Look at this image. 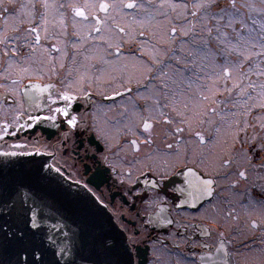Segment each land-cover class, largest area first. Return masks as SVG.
I'll use <instances>...</instances> for the list:
<instances>
[{"label": "snow or ice", "instance_id": "6c2138e0", "mask_svg": "<svg viewBox=\"0 0 264 264\" xmlns=\"http://www.w3.org/2000/svg\"><path fill=\"white\" fill-rule=\"evenodd\" d=\"M0 22V76L4 81L12 75L56 76L67 92L61 93L66 106L54 111L72 135L83 137L93 126L70 113L71 93L86 92L101 78L115 80L131 63L145 82L117 94L130 102L125 133L145 137L134 162L148 164L161 176L153 188L163 191L166 172L183 161L186 176L173 191L186 195L192 207L197 199L207 197L211 204L223 198L233 205L229 217L237 203L264 213V200L256 201L249 192L257 187L264 192V185L250 179L258 172L257 156L264 169V143L223 158L238 140L239 129L227 131L236 118L264 113V0H0ZM42 103L29 97L30 107ZM143 114L153 124L141 130L137 119ZM193 127L201 129L194 137L199 147L186 135ZM19 147L0 151V264H159L158 255L150 262L142 248L151 237L146 239L135 223L139 213L109 211L89 187L106 183L108 169L121 184L124 176L131 179V171H117L107 155L93 152L81 139L77 154L83 151V159L96 166L91 179L81 182L68 179L71 173L58 165L18 159L39 155L15 150ZM189 161L200 166V175ZM241 192L249 196L248 205L236 199ZM175 248L188 264L192 244ZM216 253L230 260L225 243ZM240 255L238 264H264V247L259 259ZM200 259L223 264L210 255Z\"/></svg>", "mask_w": 264, "mask_h": 264}, {"label": "flooded vegetation", "instance_id": "af4514ba", "mask_svg": "<svg viewBox=\"0 0 264 264\" xmlns=\"http://www.w3.org/2000/svg\"><path fill=\"white\" fill-rule=\"evenodd\" d=\"M0 26H2V22H0ZM135 70H138L136 66ZM136 72L143 75L141 71ZM116 75L115 80L101 78L100 82L87 87L86 92L71 93L75 99L70 102V113L75 115L78 120L83 117L82 123L87 122L93 126L83 137L72 135V130L69 129L66 122H63L65 118L54 111L57 107L66 106V102L61 99V93L67 92L66 86L58 83L56 76L22 78L19 75H12L8 81H4L0 76V117L8 106H14L17 109L12 123L0 125V137H3L0 139V151L13 150V145H19L20 147L15 150L39 153L36 155L38 160L43 157L41 161H47L50 165H58L67 169V172L71 173L68 179L86 182L94 175L96 166L92 160L85 161L83 159V151H79L77 154L78 150L75 145L79 144L82 139L85 146L90 147L93 152L107 155L110 162L117 165V171L122 173L131 171V179L124 176L125 183L121 184L115 178V172L108 169L106 174L111 178L106 183L98 188L94 184H89V187L104 204L108 205L109 211H122L125 214L130 213L132 216L139 213V218L135 223L148 234L146 239L151 237L147 240L146 246L142 245L150 262L154 258V253L161 256L159 254L161 249L163 252L167 251V255L172 256L176 253L184 256V253L177 251L176 244H179L182 249H186L189 243L192 244L194 251L187 253L188 264H191L193 260L195 264H203L200 259L203 255L213 256L218 261L219 255H217L216 249L220 247L221 243L227 245V250L230 253V260L225 259L227 264H238V261L242 259L240 253L260 252L261 247H264L261 244V237L264 236V215L261 214L262 212H251V209L254 210L257 207L245 209L237 203L233 216L229 217L227 213L233 205H229L223 198L211 204L207 203V197L203 198V201L197 199V206L192 207L187 203V200L181 199L179 193H174L173 188L183 182L175 180L178 176L176 173L181 174L185 171L183 161L178 162L174 168L166 172L168 178L161 184L163 191L153 188L154 182L160 180L161 176L154 168L150 170L148 164L141 165L134 162L137 149L142 148V141L145 137L140 132L125 133L127 119L124 113L130 107V102L126 95L117 94L118 92L124 93L125 89L129 87L135 89L145 81L143 78L129 76L126 73ZM97 76L99 77V73ZM12 80H17L18 83L13 85ZM39 88H44L47 91L40 93ZM30 96L42 99L41 106L30 107ZM132 100H137L134 94ZM139 102L143 103L144 101L139 100ZM49 116L55 117V119H45ZM30 117H35V119H30ZM43 122H50L51 127L43 128L41 126ZM137 123L143 130L144 124L152 125L153 120L148 114H143L138 117ZM20 125H23V128ZM6 131L11 134L5 135ZM198 131L201 129L194 127V130L186 132V135L192 138V143L197 147L199 145L194 137ZM49 135L50 138H48ZM41 136L51 139L52 146L38 148L21 141L24 138L33 139ZM204 150L207 151V149ZM188 163L192 171L200 175V166L195 161ZM160 172H164V169L161 168ZM215 174V172L211 173V175ZM254 182L258 186L264 185L262 178L254 179ZM251 191L253 197L263 200L264 192H261L259 187L250 188L249 192ZM137 192L141 196L138 197L135 194ZM157 193H159L158 198ZM236 199L243 201L244 205H248L247 194L241 192ZM218 204L220 205L219 210L217 209ZM215 215H220L221 220H218ZM168 220H172L173 223H167ZM213 238L216 239L217 247H214L215 244H211V241L215 240ZM246 245H251L254 251L250 253Z\"/></svg>", "mask_w": 264, "mask_h": 264}, {"label": "rangeland", "instance_id": "374dc122", "mask_svg": "<svg viewBox=\"0 0 264 264\" xmlns=\"http://www.w3.org/2000/svg\"><path fill=\"white\" fill-rule=\"evenodd\" d=\"M136 71L140 72V70H135V65L133 66V64L129 63L128 67L123 71V73H126L129 76L132 75L136 78H138V77L143 78V75L141 76L140 73L137 74ZM16 112H17V109L14 106L6 107L1 114L0 125H2V123H12L14 120V117L16 115ZM262 118H264V113H259V112L253 113L252 116H250V117L249 116H240V117L236 118V122L233 125V128H229V129H227V131L229 133H234L236 129H239L238 140L236 141L235 147L232 149V151L224 154V157H223L224 159L229 158L230 156H235L236 153L241 152V151L248 152L250 150L249 149L250 145H255L256 147H258L260 144L264 143V123H262ZM1 130H3V129H1ZM191 130H194V127ZM223 132H224V130L222 129V133ZM3 133H4V131H3ZM226 138H229V137H226ZM21 141H25L26 143H28L30 145L31 144L35 145L38 148L39 147L40 148H47V147L52 146L51 139L49 140L43 136L33 138V139H25L24 138V139H21ZM245 141H247V143H245ZM260 158H261L260 156H257L254 160V163L257 164L258 172L250 174V179L252 181H254V179H261V177H264V169H259V167H258ZM240 163L242 165L241 171L245 170L247 165L244 162L243 158L240 159ZM262 180L264 181V179H262ZM250 193L252 196V191ZM255 200L261 201L257 198H255ZM263 200H264V196H263ZM249 209H250V207H249ZM251 212L261 213L258 206L254 210L251 209ZM261 214L264 215L263 213H261ZM215 216L217 217L218 220H221L220 215H215ZM223 221H226V220L223 219ZM147 235L148 234L145 233V237ZM213 239H215V238H213ZM208 241H210V240H208ZM211 244H213V245L215 244L214 247H217L216 246V239L211 241ZM159 254L161 255L159 264H169V261H175V260H180L181 264H185L184 256L177 255L176 253H174L172 256L170 254L167 255V251L163 252V249H161ZM244 254L246 256H248L249 258L259 259L260 252L258 251L256 253H252V254H248L247 252H245ZM242 259H243V257H242ZM151 261H153V259Z\"/></svg>", "mask_w": 264, "mask_h": 264}, {"label": "water", "instance_id": "95a60500", "mask_svg": "<svg viewBox=\"0 0 264 264\" xmlns=\"http://www.w3.org/2000/svg\"><path fill=\"white\" fill-rule=\"evenodd\" d=\"M41 126H42L43 128H48V129H49V128L51 127V124H50V122H43V123L41 124ZM48 138H50V135H49ZM42 158H43V157H40V160H38V157H37V156H23V157H19L18 159H20V160H25V161H28V160L41 161ZM48 164H49V163H48ZM49 165H50V164H49ZM196 175H197V174H196ZM185 176H186V172L184 171V172H182L181 174H179V175L176 177V179H175L176 182H179L178 180H180V182L184 181V180H182V179H184ZM174 183H175V182H174ZM177 185H179V184H177ZM181 199H183L184 201H186V200H187L186 195H181ZM203 256H205V255H203ZM218 257H219L218 261H223V264H227L226 261H225V257H224L223 255H219ZM202 262H203V264H204V261H202Z\"/></svg>", "mask_w": 264, "mask_h": 264}]
</instances>
